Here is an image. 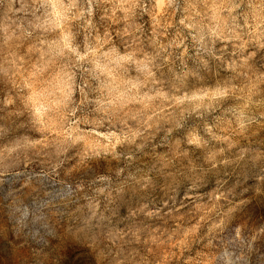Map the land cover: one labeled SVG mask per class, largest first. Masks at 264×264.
I'll use <instances>...</instances> for the list:
<instances>
[{"label": "rangeland", "instance_id": "1", "mask_svg": "<svg viewBox=\"0 0 264 264\" xmlns=\"http://www.w3.org/2000/svg\"><path fill=\"white\" fill-rule=\"evenodd\" d=\"M0 264H264V0H0Z\"/></svg>", "mask_w": 264, "mask_h": 264}]
</instances>
